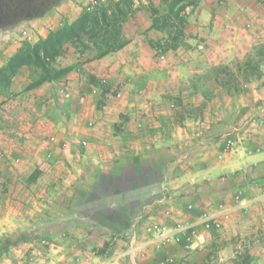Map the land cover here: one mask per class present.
I'll list each match as a JSON object with an SVG mask.
<instances>
[{"label":"crops","instance_id":"1","mask_svg":"<svg viewBox=\"0 0 264 264\" xmlns=\"http://www.w3.org/2000/svg\"><path fill=\"white\" fill-rule=\"evenodd\" d=\"M92 1L62 0L46 14L23 19L7 29L0 39V67L9 62L23 42L34 44L46 38L50 32L58 30L65 22L75 21L82 8ZM128 19L126 27L132 26V35L123 48L95 59H88L75 53L62 57L63 65L72 68L67 76L63 77L64 83L58 88L59 98H55L58 96L54 92L53 83L49 81L29 88L26 81L23 84L22 79L15 80L4 90H0V108L5 107L8 111L15 112L5 117L4 123L0 119V124H3L5 133L12 137V140L16 139L12 145L26 148L24 152L23 150L19 152L24 153L23 162L27 161L26 165H35L40 161L43 163L40 167L53 168L60 167L62 162L71 171L75 163L74 155L82 160L80 162L83 166L90 161L102 168L112 165L113 157L121 159L131 155H155L159 158L163 155L166 157L162 166L164 172L156 180L140 182L114 194H102L95 200L107 204L108 208L117 204L126 215L133 212L131 216L133 220L120 229L121 236L116 239L107 255L100 258L91 255L92 239H88V244L84 241L79 248L71 243V237L68 235L77 232L86 235L88 232L85 228L71 226L72 219L76 217V206L45 209L48 203L46 201L51 200L49 198L55 202V198L61 195L48 196L46 200L43 194L27 193L29 192L27 186L41 187L46 181H42L41 177L34 181L24 180L26 193L6 194L3 201L1 200L0 234L17 231L20 226L29 236L18 247L11 246L9 251L5 250L3 253L5 256L0 257V264H164V257L170 255H174L175 261L167 264H190L186 249L167 243L156 251V244H160L162 240L154 236L153 221L172 225L174 219L182 220L178 217L184 209L182 203L193 202L196 196L198 199V195L174 196V189L190 186L194 182H199L200 178L216 177L221 174H228L226 179L228 183L222 190L214 189L212 195L218 203L221 200H228L227 215L231 217L234 232L253 235L264 228V127L259 138H253L254 146L250 149L242 152L239 147L224 162L211 164L210 167L198 165L190 173L173 174L172 169L181 159H175L173 156L169 158L167 147H162L159 152L156 148L160 147L161 143L171 144L173 138L181 134L172 127L178 122L173 115H168L160 121L154 116L152 107L157 105V100H163L164 103L172 100L169 94H175L179 89L178 85L187 83V80L183 79L184 67H159L156 51L147 49L145 40L147 34L149 36L159 34L156 29L150 28V19L137 16ZM259 35L255 32L250 33L249 38L254 40ZM78 61L82 63L75 66ZM24 68L26 66L18 70L23 72ZM88 77L99 79L102 83L88 84L86 82ZM18 81L21 83L20 87ZM94 87L97 88V92L91 93ZM114 89H120L119 98L113 97L110 93ZM12 92H17L14 93V97L9 95ZM101 98L108 102L104 108H91L86 113L84 110L79 112L81 119L86 116L95 122L94 126L89 127L86 124L82 129L83 138L88 140L87 147L80 149L79 152L72 147L62 150L58 143L71 139L74 135L73 129L78 127L76 125L78 107L82 104H97ZM32 101H38L39 106L43 103L42 112L36 117L29 118L24 111ZM116 103V108H110ZM121 111L130 117L124 115L121 119L122 129L116 131L115 126L120 120ZM200 118L196 117L197 123ZM64 121L68 124H65L66 128H63L62 132L60 122ZM187 122L188 120L185 121ZM168 124H171L170 128H166ZM186 129H183L181 134L184 137L190 135ZM200 130L201 127H197V139L202 133ZM55 133L58 146L49 142L50 135ZM1 135L0 133V138ZM19 138L20 141H17ZM251 141L252 136L246 143L252 145ZM196 144L199 145L198 142ZM13 154L16 156L18 153ZM71 182H73L71 179L68 184L58 180L53 181L52 185L56 188L63 186L70 188L74 185ZM90 185L98 187L100 184L92 182ZM63 197L69 201L72 195L68 192ZM31 202L36 204H33V207L29 206ZM90 202H93V199ZM129 203L134 206L132 210ZM198 211H192L191 215L186 211L187 219L182 218L186 221L195 220L199 215ZM61 221L68 224L62 225ZM44 241L46 243H43ZM179 249L180 253H177ZM249 250L253 258L251 264H264V241L253 239ZM78 254L81 255L79 260Z\"/></svg>","mask_w":264,"mask_h":264},{"label":"rangeland","instance_id":"2","mask_svg":"<svg viewBox=\"0 0 264 264\" xmlns=\"http://www.w3.org/2000/svg\"><path fill=\"white\" fill-rule=\"evenodd\" d=\"M94 1L96 0L92 2ZM135 1L138 9H134L130 18L137 16L146 19L147 17L152 23L150 3L146 0ZM153 4L159 7L161 1L153 0ZM131 29L132 26L126 27V22L122 26L123 34L128 39L132 35ZM254 32L260 35L256 36L254 40H250L249 35ZM157 33L159 34L155 33V36L147 34L145 37L147 49L156 51L157 65L164 68L182 66L184 67L183 79L187 80V83L178 85L179 89L175 94H169L172 100L165 101V103L163 100H157V105L152 107L154 116L160 121L168 115H173L178 122L177 125H172L174 130L180 131L182 134L187 128L186 130L190 134L186 137L178 134L173 138L171 144L161 143V146L156 148L159 152L162 147H167L169 148V158L173 156L175 159H181L171 172L173 174L190 173L198 165L210 167L211 164L229 159L239 147L244 152L254 146L253 138L258 137L264 127V0H200L198 6L188 17L184 38L180 40L175 49L163 51L161 47L166 42L167 34L159 30ZM63 49L64 53L49 65L51 73L47 76L54 78L64 71V68L70 67L64 66L62 63V57L67 54H81L82 57L95 59L96 51L92 49L84 51L71 43H66ZM80 63L82 62L78 61L75 66ZM24 69L23 72L17 70L14 73L4 72L5 76L0 75V90H4L15 80L22 79L23 84L26 81L29 87L46 77L42 69L35 65H28ZM65 76L49 81L53 83L54 92L58 96L55 98L60 97L58 88L64 83L63 77ZM25 78L27 79L25 80ZM19 81L18 86L21 85ZM86 82L92 85L102 83L99 79L95 80L89 77ZM93 91L91 93L97 92ZM120 92V89L110 91L113 97L117 98H119ZM14 93L17 92L9 94L10 97H14ZM42 104L39 106L38 101H32L30 105L26 106L27 110L24 113L29 118L36 117L42 112ZM107 105L108 102L104 98L94 105L82 104L77 109L76 125L78 127L73 129L74 135L71 139H65L58 143L56 132L50 135L49 142L57 146L59 144L62 150L72 147L76 152L87 147L88 140L83 138L84 131L82 129L86 124L89 127L94 126L95 122L87 119L86 116L81 119L79 112L84 110L86 113L91 108L100 109ZM116 107L117 103L110 108ZM11 113L15 112L1 107V121L4 123L5 117ZM124 115L128 116L121 111L120 120L115 126L116 131L122 129L121 119ZM196 117H201L199 123H197ZM186 120H188L187 123H185ZM60 124L62 132H64L63 128H66L65 124L68 123L64 121ZM170 127L171 124L166 126V128ZM197 127H201L200 131H202L199 134V139L196 138ZM0 130L2 134L0 138V204L6 194L26 193L27 188L25 190L24 180L34 181L41 177L42 181H46L45 184L41 187L27 186L29 190L27 193L43 194L46 200L48 196L58 197L61 195V197L55 198V202L49 198L52 201H46L48 203L45 209L52 210L53 207L62 209L68 205L76 206V217L72 219L71 226L85 228L89 233L84 235L77 232L68 236L71 237V243H74L78 248L84 244V241H87L88 244V239H92L90 252L93 257H105L108 250L116 243V239L121 236L120 229L133 220L131 217L133 212L126 215L117 204L115 207L108 208L107 204L95 200L102 194H114L140 182L156 180L164 172L162 166L166 157L163 155L159 158L157 156L156 158L155 155H131L121 159L113 157V164L106 168L96 166L90 161H87L83 166L80 162L81 159L74 155L75 163L71 171L62 162H60V167L54 166L51 167L52 169L48 166L40 167L43 164L40 161L35 165H26L27 161L23 162L24 153H19L22 150L24 152L26 148H21L18 144H16L18 147L12 145L16 139L12 140V137L5 133L3 124H0ZM106 132H108V128H106ZM52 136H55L54 140H52ZM251 136L252 145H249L246 140ZM17 141H20V138ZM14 152L18 154L15 156ZM64 159L67 161L66 158ZM227 177L228 174L204 177L200 178L199 182H194L195 184L174 189V196L184 197L187 194L189 196L197 194L198 199L196 196L193 202L182 203L184 209H182L181 215H178L182 220L174 219L172 225H168L169 227L181 225L182 230L176 232L171 240L156 244V251H159L162 245L169 243L186 249L190 264H251L253 258L249 245L253 239L264 241V228L253 235L234 232L231 217L227 215L229 212L227 210L228 200H221L218 203L212 195L214 189V191L222 190V187L228 183ZM70 179L73 181L71 183H74L70 188H64V186L56 188L55 185H52L53 181L58 180L68 184ZM92 182H97L100 185H97L98 187L90 185ZM68 192L71 193L72 198L66 201L62 196ZM91 199L93 202H90ZM33 204L36 203L31 202L29 206L33 207ZM129 207L131 210L134 208L132 203H129ZM194 210H200L195 220L186 221L183 219L186 218L187 213L191 215ZM213 219H219L221 226L218 228L206 227L205 220L212 221ZM60 224L68 223L61 221ZM153 224L167 225L160 222L154 223V221ZM28 236L20 226L17 231L0 234V257L5 256L3 255L4 251H9L11 246L18 247L21 242H25ZM84 237H86L85 240ZM47 239L45 240L47 241ZM177 253H180V249ZM77 256L79 260L81 255ZM164 259V264L175 261L174 255L164 257Z\"/></svg>","mask_w":264,"mask_h":264},{"label":"trees","instance_id":"3","mask_svg":"<svg viewBox=\"0 0 264 264\" xmlns=\"http://www.w3.org/2000/svg\"><path fill=\"white\" fill-rule=\"evenodd\" d=\"M62 0H0V39L2 34L23 19L46 14ZM142 2L141 0H139ZM152 14L150 28L166 32V42L162 50L175 49L184 38L188 17L198 6L200 0H160V6L153 0H146ZM136 7L135 0H96L82 8L79 17L73 22H65L58 30L52 31L37 43L23 42L9 62L0 67L4 72L14 73L19 68L35 65L46 74L36 87L43 82L65 76L71 66L51 78L49 65L64 53V45L71 43L84 51L94 50V58H100L123 48L130 39L126 38L122 26L132 15ZM160 47V46H158Z\"/></svg>","mask_w":264,"mask_h":264},{"label":"built area","instance_id":"4","mask_svg":"<svg viewBox=\"0 0 264 264\" xmlns=\"http://www.w3.org/2000/svg\"><path fill=\"white\" fill-rule=\"evenodd\" d=\"M97 91V88H94V92ZM52 140L55 139V136L51 137ZM231 142V141H230ZM230 147V146H228ZM205 225L208 228L212 227H220L221 222L219 219H213L212 221L210 220H205ZM153 229H154V236L157 237L158 239H161L162 241H168L173 238V235L182 230V226H177V227H169L168 225H158V224H153Z\"/></svg>","mask_w":264,"mask_h":264}]
</instances>
